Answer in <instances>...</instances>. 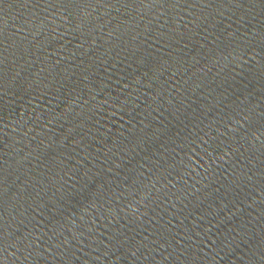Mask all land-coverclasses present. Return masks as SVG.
<instances>
[{
  "label": "water",
  "instance_id": "obj_1",
  "mask_svg": "<svg viewBox=\"0 0 264 264\" xmlns=\"http://www.w3.org/2000/svg\"><path fill=\"white\" fill-rule=\"evenodd\" d=\"M0 264H264V0H0Z\"/></svg>",
  "mask_w": 264,
  "mask_h": 264
}]
</instances>
